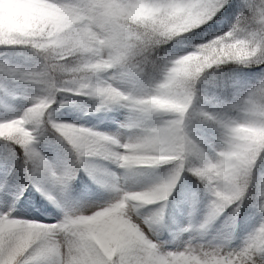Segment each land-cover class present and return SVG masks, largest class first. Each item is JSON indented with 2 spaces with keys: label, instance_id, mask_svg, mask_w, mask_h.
Listing matches in <instances>:
<instances>
[{
  "label": "clouds",
  "instance_id": "9594fccd",
  "mask_svg": "<svg viewBox=\"0 0 264 264\" xmlns=\"http://www.w3.org/2000/svg\"><path fill=\"white\" fill-rule=\"evenodd\" d=\"M34 2L0 24V153L44 142L60 191L83 171L105 198L48 199L47 223L0 197V264H264V0ZM63 107L122 119L100 131ZM178 186L190 219L171 228Z\"/></svg>",
  "mask_w": 264,
  "mask_h": 264
},
{
  "label": "snow or ice",
  "instance_id": "6c2138e0",
  "mask_svg": "<svg viewBox=\"0 0 264 264\" xmlns=\"http://www.w3.org/2000/svg\"><path fill=\"white\" fill-rule=\"evenodd\" d=\"M4 4L8 5L7 9L3 7ZM234 6V4H229L221 15L231 13ZM35 8L34 0H0V24H13L18 18L30 15ZM21 163L27 165L25 173L33 187L42 191L47 199L56 202L55 195L42 189L40 182L47 181L59 190L63 188L66 180L70 177V172L59 173L42 152L36 151L26 155L23 161L16 158L5 159L3 178H0V197L7 201L9 199L20 200L21 196H25L24 188L27 186H25L23 178L16 175L17 170L20 172L19 165ZM20 206L25 207V202L20 201ZM36 264H40V262L37 261Z\"/></svg>",
  "mask_w": 264,
  "mask_h": 264
},
{
  "label": "rangeland",
  "instance_id": "374dc122",
  "mask_svg": "<svg viewBox=\"0 0 264 264\" xmlns=\"http://www.w3.org/2000/svg\"><path fill=\"white\" fill-rule=\"evenodd\" d=\"M54 118L59 119V120L71 121V122L78 123L86 127L92 126L94 129L100 130V131H112L116 127V121L122 119V115L116 114L115 117H112L110 120H107V119H101L99 113L95 115L80 116L72 108L63 107L57 113L54 114ZM47 153L49 154L51 159H53L54 168L61 166L59 157L53 149L48 148ZM3 174H4V170L2 167H0V178H3ZM91 185L92 186L90 188L89 187L86 188V192H89V193L81 196L79 199L63 198L61 196V193L64 190L60 191L54 188V192L55 194L58 195L57 196L58 203H60L63 206L76 204L84 199L103 200L105 198L104 195L98 192V190L96 189V186L92 184V182H91ZM20 201L25 202L26 206L23 208L26 210L27 218L37 219V220H41L47 223H51L54 220L58 219L60 216L59 210L52 203H47V206H44V205L35 206L33 201L28 200L26 198H20L19 203ZM187 211H188V207L183 208L180 213L179 223L181 225H185L189 222L188 218L186 217L188 213ZM246 230L247 228H244L240 232H243Z\"/></svg>",
  "mask_w": 264,
  "mask_h": 264
},
{
  "label": "trees",
  "instance_id": "16d2710c",
  "mask_svg": "<svg viewBox=\"0 0 264 264\" xmlns=\"http://www.w3.org/2000/svg\"><path fill=\"white\" fill-rule=\"evenodd\" d=\"M258 71H259V66H253L251 68L243 69L242 73L245 74L246 77L248 76L251 77L253 73H256ZM0 110H2L1 102H0ZM116 114L122 115V112L118 110V111H113V112H108V113H100L102 119H107V120H110L112 117H115ZM38 147L40 148L41 152L47 157L49 162L52 164L53 159H51V157L47 153V148L49 146L46 145L44 142H41L38 145ZM17 153H19V149H17ZM0 165L5 166V158L3 156V153H0ZM16 175L22 178L21 173L18 170L16 172ZM88 182H89L88 177L85 175L83 171H80L78 178L72 181L70 185L66 189H64L63 193L68 194L71 197H76L81 192L82 187H84ZM40 184L41 186L46 188L47 191L53 193L52 185L48 184L46 181H41ZM24 193H25V196L23 197L28 196L27 198H30L31 200L33 199L36 203H39V204L43 202H47L48 200L44 195H42L41 191L37 190L36 187H33L31 183H28L27 187L24 188ZM179 193H180V187L178 186L176 192L173 193V197L170 198L169 208H168V211L165 217L166 225L171 228L180 226L178 223V217H179V210L181 208L182 201H181ZM248 227H249V223H242L239 230H241L242 228H248Z\"/></svg>",
  "mask_w": 264,
  "mask_h": 264
}]
</instances>
